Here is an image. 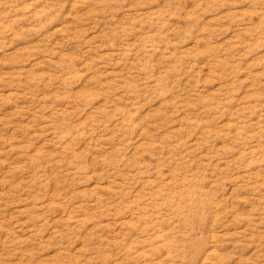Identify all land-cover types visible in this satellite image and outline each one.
<instances>
[{"label":"rangeland","instance_id":"374dc122","mask_svg":"<svg viewBox=\"0 0 264 264\" xmlns=\"http://www.w3.org/2000/svg\"><path fill=\"white\" fill-rule=\"evenodd\" d=\"M0 264H264V0H0Z\"/></svg>","mask_w":264,"mask_h":264}]
</instances>
